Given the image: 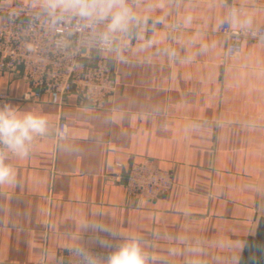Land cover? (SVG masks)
Masks as SVG:
<instances>
[{"label":"crops","instance_id":"0c3cea01","mask_svg":"<svg viewBox=\"0 0 264 264\" xmlns=\"http://www.w3.org/2000/svg\"><path fill=\"white\" fill-rule=\"evenodd\" d=\"M129 3L152 28L138 30L146 41L127 61L100 53L116 68L117 82L103 107L75 92L59 103L47 92L23 100L31 85L21 68L0 71L8 103L49 121L28 157L7 161L18 182L0 185V264L54 261L60 249L113 251L131 236L139 237L150 264H264V39L244 40L240 54L227 60L218 32L233 6L253 14L252 27L264 25V0ZM157 17L163 22L154 23ZM5 21L0 13V25ZM59 121L68 127L64 138L56 137ZM144 159L173 172L166 196L133 198L113 181ZM93 222L117 235L84 227ZM97 235L112 247L98 245Z\"/></svg>","mask_w":264,"mask_h":264},{"label":"built area","instance_id":"2783aa9c","mask_svg":"<svg viewBox=\"0 0 264 264\" xmlns=\"http://www.w3.org/2000/svg\"><path fill=\"white\" fill-rule=\"evenodd\" d=\"M0 13L6 15V21L0 25V71L21 68L22 79L31 85V91L24 93L23 100L38 101L47 92L53 103H59L63 95L75 92L91 107L101 108L115 94L116 68L110 59L100 55L107 51H101L88 39L91 28L87 22L78 18L54 22L36 0L0 3ZM181 27V23L175 26ZM151 28L152 25L147 24L139 32L149 33ZM218 32L226 38L227 60L240 54L244 40L264 39V25L242 31L225 23ZM145 41L136 34L122 43L119 55L107 53H113L116 61H127L136 44ZM8 100L7 94L0 93V106ZM61 131L66 137L68 127L64 121L58 123L57 138H61L58 135ZM41 138L34 140L32 148ZM117 166L122 168L123 164L118 162ZM112 179L123 184L130 197L147 200L164 197L174 185L172 173L150 159L132 162L123 174L114 175ZM80 248L100 259L101 264L103 257L111 252L95 247ZM74 249H60L54 261L48 262L43 257L39 264H82Z\"/></svg>","mask_w":264,"mask_h":264},{"label":"clouds","instance_id":"9594fccd","mask_svg":"<svg viewBox=\"0 0 264 264\" xmlns=\"http://www.w3.org/2000/svg\"><path fill=\"white\" fill-rule=\"evenodd\" d=\"M53 21L78 18L87 22L91 28L88 39L101 51H122V43L138 34L148 24V15L141 14L138 5L129 0H45L43 5ZM193 17L189 14L183 18L185 25L190 24ZM163 22V17H157L154 23ZM225 23L232 28L249 31L253 26V14L243 7H229L225 15L218 21L219 26ZM148 41L147 45H151ZM206 50L202 49V51ZM174 55V53H173ZM121 59H123L121 55ZM49 132L48 119L38 111L21 112L9 103L0 106V185L16 184L17 174L9 156L19 159L28 157L33 142L37 137H44ZM61 138L66 133L58 132ZM96 233L109 236L117 235L102 222L86 223ZM95 242L101 247H112L109 241L101 235L95 237ZM82 264H101L100 259L82 248L73 250ZM151 258L140 243L139 237L131 236L126 241L114 247L105 255L102 264H150Z\"/></svg>","mask_w":264,"mask_h":264},{"label":"rangeland","instance_id":"374dc122","mask_svg":"<svg viewBox=\"0 0 264 264\" xmlns=\"http://www.w3.org/2000/svg\"><path fill=\"white\" fill-rule=\"evenodd\" d=\"M168 171H170V170H168ZM170 172L172 173V176H173V172H172V171H170ZM173 180H174V176H173ZM174 185H175V181H174ZM174 185H173V186H174ZM169 192H170V191H169ZM165 196H166V195H165ZM58 252H59V251H58ZM43 257L46 259L45 256H41V257L38 259L37 264H39V262L41 261V259H42ZM46 260H47V259H46ZM47 261H48V260H47ZM48 262H52V261H48Z\"/></svg>","mask_w":264,"mask_h":264}]
</instances>
